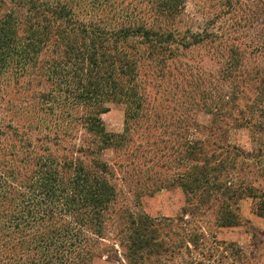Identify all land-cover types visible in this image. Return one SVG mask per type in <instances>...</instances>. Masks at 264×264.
<instances>
[{
  "label": "trees",
  "instance_id": "1",
  "mask_svg": "<svg viewBox=\"0 0 264 264\" xmlns=\"http://www.w3.org/2000/svg\"><path fill=\"white\" fill-rule=\"evenodd\" d=\"M186 1L0 0V264H93L117 247L126 264H142L167 252L161 223L147 215L128 214L111 229L121 193L137 202L177 186L179 218L212 212L219 228L242 225L245 198L264 218V186L256 185L264 181V104L240 108L243 91L228 92L227 109L215 108L213 139L192 137L202 81L182 82L179 60L203 44L221 57L227 35L215 14L209 31L178 29ZM252 2L255 11L245 1L251 13L234 25L264 13V0ZM246 37L234 31L232 40L263 49L264 37ZM232 49L223 64L230 71ZM245 78L258 82L264 103V69ZM107 103L125 106L120 133L105 128ZM228 121L248 130L250 151L223 138Z\"/></svg>",
  "mask_w": 264,
  "mask_h": 264
},
{
  "label": "rangeland",
  "instance_id": "2",
  "mask_svg": "<svg viewBox=\"0 0 264 264\" xmlns=\"http://www.w3.org/2000/svg\"><path fill=\"white\" fill-rule=\"evenodd\" d=\"M227 0H187L186 10L181 19L178 29L185 30L189 27L192 31L211 30V26L206 24L207 18L211 14H215L218 21L216 28L225 32L227 42L223 48H219L222 54L217 55L216 47L203 44L195 46L187 50L180 58V68L178 72L181 75L182 82L185 80H195L196 84L201 80L202 84L196 85L199 98V109L195 115L198 128L192 133L193 139H213L209 135L210 126L213 123L215 108L221 107V111L227 109L222 107L227 101L228 92L243 91L239 94L237 104L240 108L244 105L261 106L264 103L261 99L255 98L254 86H258V82L246 80L245 73L252 70L264 69V46L263 49L250 50L239 42H234V31H242L244 39H252L264 37V13L259 15L250 25L249 22L237 23L234 21L242 18L249 12L248 6L243 3L248 2L251 6L252 1L257 0H240L243 3H237L238 0H231L230 4H226ZM263 0L258 2L262 6ZM243 4V5H242ZM229 5L235 8V12H231ZM252 7V6H251ZM251 11H255L252 7ZM233 29L229 27L232 26ZM240 26V27H239ZM213 28V29H216ZM240 39V38H239ZM233 45L234 54L232 61L237 65L232 71L227 70L223 65L228 61L231 52L228 51L229 45ZM230 53V54H229ZM176 67V66H175ZM193 78L189 79L188 73ZM197 78L200 80L197 82ZM234 78L237 81L246 80L247 83L234 86L233 90L229 87V82ZM189 82V81H188ZM214 96L220 99H215ZM264 100V99H263ZM108 111L101 115L105 128L108 132L120 133L124 126L125 106L118 103H107ZM221 130L225 131L224 137L230 144H234L244 150L250 151L253 147V141L246 128H234L231 121L221 124ZM264 138V134H262ZM112 155L110 151L105 152L108 158ZM256 185L264 186V181L259 180ZM239 213L243 218L242 225L237 227L219 228L215 225L212 212L205 217L194 215L179 218L181 208L185 206V199L182 190L177 187H169L161 189L152 195L140 197L137 202L129 200L128 195L120 194L117 212L122 211L120 218L116 219L117 223L114 227L119 230L124 226V216L133 214L136 216L147 215L153 220L161 223L163 228L164 241L167 245V252L159 257H150L144 260L142 264H194L195 261L207 262L208 264H264V218L256 215L258 207L257 200L245 198L239 201ZM116 213V212H115ZM171 219L172 221H168ZM246 220V222H245ZM114 238L110 235V238ZM187 239L195 240V246L187 242ZM206 242H211L208 247ZM118 252L111 258H102L94 261L93 264H126L121 255L120 248ZM208 251L209 262L205 255Z\"/></svg>",
  "mask_w": 264,
  "mask_h": 264
},
{
  "label": "crops",
  "instance_id": "3",
  "mask_svg": "<svg viewBox=\"0 0 264 264\" xmlns=\"http://www.w3.org/2000/svg\"><path fill=\"white\" fill-rule=\"evenodd\" d=\"M243 200V199H242Z\"/></svg>",
  "mask_w": 264,
  "mask_h": 264
}]
</instances>
